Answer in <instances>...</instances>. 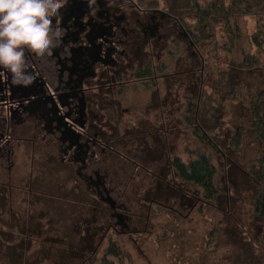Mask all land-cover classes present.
<instances>
[{
	"label": "rangeland",
	"instance_id": "rangeland-1",
	"mask_svg": "<svg viewBox=\"0 0 264 264\" xmlns=\"http://www.w3.org/2000/svg\"><path fill=\"white\" fill-rule=\"evenodd\" d=\"M131 1L145 4L141 7L148 5L160 9L164 6L162 0ZM124 12L129 13L128 10ZM237 22L242 30L241 47L255 52L250 37L257 24L264 26V0H260V6L253 14L240 17ZM171 28L166 20L161 21L157 32L151 36L153 44L145 47L147 56H141L142 66L147 62L148 55L151 56L153 64L161 69L157 71L161 79L155 83L130 84L120 96L122 98L116 99L121 101V108H128L129 105L131 114L122 117L124 123L113 124V135H117L113 136V142L118 143L117 150L127 154L135 163L131 165L125 159L114 162L113 182L110 183L114 191L110 197L117 198V204L123 205L118 210L125 207L131 215L134 212L137 214L133 222H128V226L129 231L136 229L138 233L131 236L116 234L112 226L121 228V225L115 223L116 218L110 216L112 209L103 202L99 203L105 213L102 228L101 223L93 224L91 232L95 230L96 234L91 243L78 239L79 235L85 236L84 226L79 222L83 206L78 204L83 199L73 200L77 202L74 203L64 199L61 195L64 193H60L63 190L69 192L71 188L77 189L78 186L74 184L76 181L70 178V189L62 183L61 190L56 191L57 185L52 182L58 180L54 175H61L66 172V168L56 165L50 174L40 175L39 172H43L44 168L40 152H36L33 175L42 178L39 180L45 181L50 192H42V195L34 198L38 199V203L29 204L28 200H22L25 195L20 189L12 186L9 193L0 188V198L5 196V202L2 201L0 205V264H77V255H89L92 251V259L96 257L98 260L110 243L119 246L123 264H264V227L253 205L257 185L248 174L252 163L260 155L259 146L254 136L249 135L236 151H227L222 147L227 156L221 158L209 146L197 141L183 124L180 113L186 101L199 90L195 83L192 50L186 46V40L181 41L180 35L175 37L177 39L174 42L177 31L170 33L173 31ZM157 35L163 37V49L162 46L158 48L160 40L154 45L156 38L160 39ZM217 42H224L220 33L217 34ZM239 53V47H236L231 53L220 52L219 56L224 62H238ZM139 62L140 59L136 60L133 68L140 67ZM221 67L226 68L227 65L223 63ZM243 79L253 84V81L257 82L261 78L255 74ZM242 88L245 90V87ZM236 117L231 122L233 117L229 114L225 121L230 119L232 124H237L240 119L239 115ZM219 130L225 136H230V131L226 133V125ZM224 135L222 139H225ZM189 151L207 154L216 168L214 183L218 196L209 204L203 202L199 188L181 182L171 167L173 155L179 156L184 162L193 158L194 155ZM16 153L10 170L6 162L0 166V180L3 182L8 172L14 177L15 174H28L30 171L29 152L20 149ZM159 173L164 179L165 192L160 200L165 206L153 205L147 214L146 206H138L134 194L136 189L137 193H141L151 188L155 182L153 176ZM86 195L85 200L89 204L91 197ZM124 197H128V200L125 201ZM28 214L31 220L41 223V228L38 234H33L25 241L23 237L27 238L24 235L28 231L19 230L17 226L6 222L18 218L28 219ZM106 224L111 226L106 228ZM65 236H69V239H62ZM89 243L90 246L86 247ZM107 258L118 261L112 255Z\"/></svg>",
	"mask_w": 264,
	"mask_h": 264
},
{
	"label": "flooded vegetation",
	"instance_id": "flooded-vegetation-1",
	"mask_svg": "<svg viewBox=\"0 0 264 264\" xmlns=\"http://www.w3.org/2000/svg\"><path fill=\"white\" fill-rule=\"evenodd\" d=\"M163 20L171 25L169 16L160 9L141 7L131 0H94L91 4L89 0H66L60 9V24L66 30L63 42L44 57L26 53L34 79L27 85H14L10 74L0 76V166L6 162L10 170L20 149L29 152L30 160L28 174L12 177L8 172L6 181L0 180V188L10 193L14 186L24 193L22 200L38 203L34 198L42 192L49 193L50 189L45 181L39 180L42 178L33 175L36 152H40L44 168L40 175L50 174L56 165L64 166L66 172L54 175L58 181L52 183L57 185L56 191H60L62 183L68 186L70 178L76 181L77 189L68 186L69 192L60 193L71 201L83 199L78 204L83 206L79 222L84 226L85 236L79 235L78 239L91 243L96 234L95 230L91 232L93 224L101 223L102 228L105 213L99 203L103 202L112 209L110 216L116 218L115 223L121 225V228L112 226L116 234L138 233L136 229L129 231L128 226L137 214L131 215L125 207L118 210L123 205L117 204V198L110 197L114 191L110 186L114 162L125 159L131 165L135 163L117 150L118 143L113 142V136L117 137L113 135V109L118 116L130 112L129 105L121 108V101L116 99L122 98L119 93L129 88L127 73L136 60L140 59L141 64V56H147L145 47L153 44L151 36ZM162 38L161 35L154 41L157 45L160 40L158 48L163 45ZM140 64L141 67L143 63ZM159 79L161 76L155 78ZM153 177L155 182L151 188L141 193L136 189L134 194L137 205L146 206L147 214L153 205L165 206L160 200L165 192L163 176L159 173ZM86 193L91 197L89 204L85 200ZM2 201L5 202V196L0 198V205ZM31 218L28 214V219L18 218L6 224L28 231L24 235L27 238L22 236L27 241L41 228V223ZM145 224L147 228L148 221ZM109 226L106 224V228ZM65 238L68 240L69 236L62 239Z\"/></svg>",
	"mask_w": 264,
	"mask_h": 264
},
{
	"label": "trees",
	"instance_id": "trees-1",
	"mask_svg": "<svg viewBox=\"0 0 264 264\" xmlns=\"http://www.w3.org/2000/svg\"><path fill=\"white\" fill-rule=\"evenodd\" d=\"M162 3L164 6L160 10L169 16L171 29L179 32L175 35H180L183 42L186 40L185 44L192 50L191 58L194 57L195 61V83L199 92L186 101L180 113L182 122L197 141L209 146L221 158L227 156L222 147L227 151H236L244 138L254 136L260 155L252 163L248 174L257 185L253 201L254 212L264 227V26L257 24L251 34L250 42L255 47V52H250L241 47L242 30L237 22L240 17L253 14L260 6V0H162ZM138 4L145 6L142 2ZM218 33L223 38V43L217 42ZM176 39L174 37V42ZM236 47L240 50L238 62L221 61L220 52L231 53ZM151 59L148 55L144 66L129 70V85L156 82L155 78L159 77L157 71L161 69ZM223 63L227 65L226 68L221 67ZM255 74L261 79L253 81V84L243 79ZM125 92L126 90L119 93L120 96ZM130 114L131 108L129 113L122 116H118L113 109V124L124 123L122 117ZM229 114L233 117L231 122L238 115L240 121L237 124H232L230 119L225 121ZM224 125L226 133L230 131V136H225L219 130ZM222 135L225 139H222ZM189 153L194 156L188 162L173 155L171 167L181 182L199 188L203 202L209 204L218 196L214 183L216 168L207 154L193 151ZM93 252L84 255L82 264H123L120 248L116 243H110L98 260L96 257L92 259ZM108 255L118 261L109 260Z\"/></svg>",
	"mask_w": 264,
	"mask_h": 264
},
{
	"label": "clouds",
	"instance_id": "clouds-1",
	"mask_svg": "<svg viewBox=\"0 0 264 264\" xmlns=\"http://www.w3.org/2000/svg\"><path fill=\"white\" fill-rule=\"evenodd\" d=\"M65 3L0 0V76L10 74L14 85H27L34 79L26 53L44 57L63 42L66 30L60 24V9Z\"/></svg>",
	"mask_w": 264,
	"mask_h": 264
},
{
	"label": "crops",
	"instance_id": "crops-1",
	"mask_svg": "<svg viewBox=\"0 0 264 264\" xmlns=\"http://www.w3.org/2000/svg\"><path fill=\"white\" fill-rule=\"evenodd\" d=\"M77 257H78V260L76 261L77 262V264H82V260L85 258L84 257V255H77ZM82 258V259H81ZM80 259H81V261H80Z\"/></svg>",
	"mask_w": 264,
	"mask_h": 264
}]
</instances>
